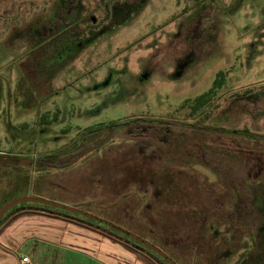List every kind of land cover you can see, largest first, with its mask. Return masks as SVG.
<instances>
[{
  "label": "rangeland",
  "instance_id": "obj_1",
  "mask_svg": "<svg viewBox=\"0 0 264 264\" xmlns=\"http://www.w3.org/2000/svg\"><path fill=\"white\" fill-rule=\"evenodd\" d=\"M218 81L211 107L186 121L183 105ZM0 155L34 159L15 163L28 178L11 170L14 190L0 169V204L75 208L157 239L181 264L252 251L246 264H263L264 0H0ZM75 230L32 264H145Z\"/></svg>",
  "mask_w": 264,
  "mask_h": 264
},
{
  "label": "trees",
  "instance_id": "obj_2",
  "mask_svg": "<svg viewBox=\"0 0 264 264\" xmlns=\"http://www.w3.org/2000/svg\"><path fill=\"white\" fill-rule=\"evenodd\" d=\"M219 81L215 84V88L213 90H211L208 94L198 98L196 101H194L193 103L191 102H186L182 109H190V112L188 114V118L186 119V121L188 119H192L193 116H196L197 113H203L206 111L207 108H210L211 105L210 104L211 100L215 97V89H217L218 85H219ZM197 113L196 111L198 109H200ZM202 114H200L199 116H201ZM185 121V122H186ZM142 122H147L143 119H134L133 124H140ZM150 124H157V125H169L168 121H153V122H149ZM193 122L192 124H189L191 126H194ZM39 124L42 125V127L44 126V129H42L41 133H45L47 131L46 126H48L50 123H48V121H45V119H41V121L39 120ZM181 125H188V123H182ZM26 127V126H25ZM202 130H210V128H200ZM25 134L28 135V133L25 132V129L23 128V130ZM219 131V130H216ZM22 133V134H24ZM226 133H230L228 131H226ZM232 134V133H231ZM234 134L236 135H241V136H245L246 138H249V136L247 137L246 132H240V131H234ZM18 135V134H16ZM101 145V144H100ZM100 145H98L95 149L89 150L87 154L93 153L94 151H96L97 149H99ZM1 156V155H0ZM85 156H81L80 158H84ZM21 158H24L23 160H21ZM11 157L8 155H2L0 157V169H3L5 172H7V169H10L8 172V175L6 176V178L8 177L9 180L13 181L14 183L13 186H11V188H8L9 190H14L18 188V181L15 182V180L17 179L16 177L14 178L11 174V170H16L17 172H21L22 173V180H26L27 177V173L28 170L25 169L22 165H17L15 164L16 162L19 161V159L22 162H27L29 167H32L34 165V159H29L28 157ZM80 158H78L77 160H79ZM76 160V161H77ZM14 161V162H12ZM73 164V163H72ZM70 165H65L63 167H59V168H68ZM57 168V167H56ZM38 170H41L39 168H37ZM19 170V171H18ZM43 170V169H42ZM13 178H12V177ZM241 189V188H239ZM235 201L233 200L234 204L237 205V207L241 204L238 200L241 199V196L243 195L242 192H239V190L237 189V191L235 192ZM245 195V194H244ZM248 198V197H247ZM17 199V197H13V198H5L2 199L3 201L0 204V210L7 205L8 203H10L11 201ZM244 199V197H243ZM249 201V200H248ZM234 205V206H235ZM240 207V206H239ZM238 211V209H236ZM24 216H45L48 218H53V219H58V220H63L69 224H73L75 226H78L80 228L85 229L86 231L92 232L94 234H97L99 236H101L102 238L106 239L109 243H111L112 245L114 244L115 246L118 245L120 246L122 249H124L126 252L134 255L136 258L140 259L143 263L145 264H168L167 262H165V260H163L161 257H159L158 255H156L155 253L149 252L148 250H146L143 246H141L139 243H137L136 241L124 236L123 234L117 233L116 231L108 228L107 226L103 225V224H99L97 222L82 218L81 216L78 215H73L70 214L68 212L62 211L60 209H55L49 206H45V205H41V204H34V203H25V204H21L18 205L14 208H12L11 210H9L4 218L0 221V230L6 226L10 221H13L14 219L20 218V217H24ZM241 220V219H240ZM236 229V228H235ZM135 234V233H134ZM140 234V233H138ZM136 234V235H138ZM141 235V236H140ZM138 235L139 237L143 238V239H148L149 242L153 245H155L156 247H158L159 249H161L164 253H166L171 259H173L177 264H181L179 262V260L176 258L174 251H168L164 245H162L157 239L155 240L154 238H152L151 236H145L143 234ZM143 236V237H142ZM264 236V234H263ZM145 239V240H146ZM253 241V247H256V244L254 243L255 239H252ZM168 252V253H167ZM143 253L145 254V259L141 258ZM255 251H252L251 254H247V253H243L240 261H238L237 264H246L247 261H245L247 255H256ZM171 256H170V255ZM249 257V256H248ZM245 259V260H244ZM179 263H178V262ZM264 264V262H263Z\"/></svg>",
  "mask_w": 264,
  "mask_h": 264
},
{
  "label": "crops",
  "instance_id": "obj_3",
  "mask_svg": "<svg viewBox=\"0 0 264 264\" xmlns=\"http://www.w3.org/2000/svg\"><path fill=\"white\" fill-rule=\"evenodd\" d=\"M24 219H26V220L30 219L32 221H35V220H46V221L47 220H49V221L53 220L54 222L63 224L62 228L60 227L63 231H61L60 234H57L54 231V229L49 230L47 228V226H45V225L44 226L46 227V230L44 231L45 228L40 226L44 223H41V222H31V224H33V223H41V224H39L37 226L35 225L36 227H34V230L30 231V230L24 229L23 226L25 224H21L22 222H19V221H22ZM70 226L72 228L76 229L75 231H86L83 228H80V227L75 226L73 224H69L63 220L48 218L45 216H24V217L14 219L13 221H10L6 226H4L0 230V264H21L20 260L22 257H28V258L30 256L36 257L40 254L39 253L40 251H43L46 249L49 251V249H50L49 246H52L54 243L55 244L52 247L56 246V244H58L59 240L66 242L67 239H66V237L63 236V234H70L68 231V227H70ZM72 232H74V231H72ZM13 239L14 240L21 239L22 241L24 240V242L14 245L11 243V241L14 242ZM12 245H14V246H12ZM43 245H45V246H43ZM21 249H22L23 254L18 252V250H21ZM16 258L19 259L18 262L16 261ZM31 264H32V262H31ZM37 264H61V263H57V262L49 260V261H42V262L39 261V263H37ZM67 264H81V263L69 261Z\"/></svg>",
  "mask_w": 264,
  "mask_h": 264
},
{
  "label": "water",
  "instance_id": "obj_4",
  "mask_svg": "<svg viewBox=\"0 0 264 264\" xmlns=\"http://www.w3.org/2000/svg\"><path fill=\"white\" fill-rule=\"evenodd\" d=\"M25 203H34V204H41V205L49 206V207H52V208H55V209H60L62 211L68 212V213L73 214V215L81 216L82 218L97 222L99 224H103V225L107 226L108 228L116 231L117 233L123 234L124 236L136 241L137 243H139L141 246H143L149 252L155 253L156 255L161 257L168 264H177L173 259H171L161 249H159L155 245L151 244L147 240L139 237L138 235H136L134 233L126 231L123 228H121L119 226H116L115 224H113L111 222H108L106 220L100 219V218H98L96 216H93L91 214L84 213V212H82L80 210H77L75 208L66 207V206H63V205H60V204H56V203H53V202H50V201L42 200V199H39V198L22 197V198H19V199L11 201L10 203L5 205L0 210V221L4 218L5 214L9 210H11L12 208H14V207H16L18 205L25 204Z\"/></svg>",
  "mask_w": 264,
  "mask_h": 264
},
{
  "label": "built area",
  "instance_id": "obj_5",
  "mask_svg": "<svg viewBox=\"0 0 264 264\" xmlns=\"http://www.w3.org/2000/svg\"><path fill=\"white\" fill-rule=\"evenodd\" d=\"M21 264H31V261L28 257H22L20 260Z\"/></svg>",
  "mask_w": 264,
  "mask_h": 264
},
{
  "label": "flooded vegetation",
  "instance_id": "obj_6",
  "mask_svg": "<svg viewBox=\"0 0 264 264\" xmlns=\"http://www.w3.org/2000/svg\"><path fill=\"white\" fill-rule=\"evenodd\" d=\"M42 131V130H41Z\"/></svg>",
  "mask_w": 264,
  "mask_h": 264
}]
</instances>
